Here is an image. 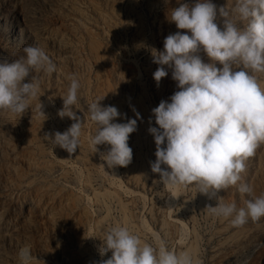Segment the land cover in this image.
Instances as JSON below:
<instances>
[{
  "label": "rangeland",
  "instance_id": "rangeland-1",
  "mask_svg": "<svg viewBox=\"0 0 264 264\" xmlns=\"http://www.w3.org/2000/svg\"><path fill=\"white\" fill-rule=\"evenodd\" d=\"M196 2L0 0V60L19 59L26 56L25 46H36L56 65L50 75L33 72L40 91L24 114L0 110V264H21L18 253L25 246L32 264H98L112 255L109 251L101 257L99 247L117 225L127 227L142 244L158 247L163 242L176 253L187 251L196 264H264V217L233 226V217L207 209L216 206V199L209 200L195 185L164 186L151 171L156 145L148 129L158 127L152 109L161 100L171 102L179 90L168 66V75L159 84L154 80L160 65L152 53L164 50L169 34L191 35L170 19L181 3ZM212 3L221 29L220 7L239 27L247 26L233 11L236 0ZM199 55L213 63L203 51ZM73 74L81 85L73 110L83 126L80 146L70 155L45 133H63L74 122L58 116ZM253 74L264 88V73ZM103 96L102 106H115L122 114L113 122L126 123L140 114L128 140L133 159L127 167L107 168L90 145L97 125L87 108ZM97 147L100 152L110 148ZM241 175L253 187L252 196L230 186L218 193L221 203L242 208L264 194V143L245 161Z\"/></svg>",
  "mask_w": 264,
  "mask_h": 264
},
{
  "label": "clouds",
  "instance_id": "clouds-1",
  "mask_svg": "<svg viewBox=\"0 0 264 264\" xmlns=\"http://www.w3.org/2000/svg\"><path fill=\"white\" fill-rule=\"evenodd\" d=\"M233 11L240 20L247 21L246 27L229 19L225 7L219 9V15L224 17L223 29L218 27L217 6L212 0H197L192 6L181 3L173 9L170 22L191 35L180 31L169 34L164 50H153V62L160 65L153 73L154 80L159 84L168 75L164 67L168 66L179 90L170 97L171 102L161 100L152 109L158 127H149L148 131L156 145L151 171L159 174L160 182L170 187L195 185L209 200L218 201L216 206H206L210 213L233 217V226H242L249 218L264 217V194L237 208L235 203H221L218 193L238 185L242 195L253 194V187L242 182L241 174L245 161L264 143V88L253 74L264 73V0H236ZM201 51L213 63H205L199 55ZM23 52L26 56L11 62L0 60V110L20 116L40 91L33 72L50 75L56 71L55 63L40 47L25 46ZM217 61L222 67L216 66ZM234 66L240 70H234ZM30 76V82H24ZM69 79L71 84L62 97L58 116L74 122L63 133H45V138L71 155L80 146L83 122L73 110L81 85L75 74ZM104 98L87 108L97 125L90 145L107 168L127 167L133 159L128 140L137 130L140 114L136 112L137 119H127L126 123L113 122L122 114L115 106H102ZM41 109L40 103L44 115ZM98 145L110 148L100 152ZM102 241L100 256L109 251L112 255L98 264H196L187 251L176 253L163 242L158 247L142 244L137 235L119 225L110 228ZM18 255L21 264H32L29 247L22 248Z\"/></svg>",
  "mask_w": 264,
  "mask_h": 264
}]
</instances>
